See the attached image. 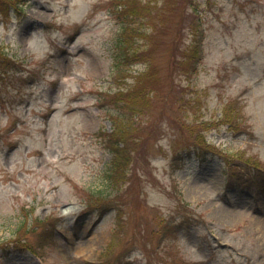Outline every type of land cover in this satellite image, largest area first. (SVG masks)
<instances>
[{
	"label": "rangeland",
	"instance_id": "rangeland-1",
	"mask_svg": "<svg viewBox=\"0 0 264 264\" xmlns=\"http://www.w3.org/2000/svg\"><path fill=\"white\" fill-rule=\"evenodd\" d=\"M137 1L150 44L121 0H0V264H264V0H199L194 75L180 6L154 35ZM121 39L149 49L121 63Z\"/></svg>",
	"mask_w": 264,
	"mask_h": 264
},
{
	"label": "trees",
	"instance_id": "trees-1",
	"mask_svg": "<svg viewBox=\"0 0 264 264\" xmlns=\"http://www.w3.org/2000/svg\"><path fill=\"white\" fill-rule=\"evenodd\" d=\"M7 4H12L14 0H5ZM175 5L180 6V11L184 14V21L187 24V31L189 35L192 36L188 47L184 49V51L180 54L181 59L176 64L180 69H182L186 74L194 75L197 72V65L202 59L203 53V40H204V31L200 27V24L197 20V12L199 9V0H155L153 2L147 3L145 6L141 7V10L147 12L152 18H149L150 21V29L153 31L154 35H159L162 25L163 19L167 13L173 10ZM121 9V35L127 36V38L132 39L135 35L136 30H139L140 39L144 40L146 44H150L152 41V36L150 32L145 30H141L140 28H135L132 26L131 21L128 20V17L124 15V13L129 12V16L137 15V11L140 6L137 0H121V3L116 6ZM196 18V19H195ZM119 31V30H118ZM127 45L129 47H127ZM149 49V47L139 48L136 45H132L129 40L121 39V54H114L116 60L120 57L121 63L127 61L133 57H144L145 51ZM5 55V54H4ZM142 74L136 78V83L131 87L132 90L121 93V99L125 101L124 107L130 111L133 115L139 112L137 109V105H141L142 108L146 107L149 104V100L146 97L145 93L147 88L149 87V83L145 80L146 74ZM153 95L155 93V89L150 90ZM120 123V121L118 122ZM114 126V124H113ZM119 138L117 139L114 138ZM108 140L105 142V145L108 147V152L110 154V160L107 164V168L105 169V185L109 186V183H114L119 175L123 174L121 169L122 160H131V152L128 149V138L124 133H121L119 129L115 126L111 133L107 135ZM201 141H198V145H201ZM121 149V159H119V151ZM199 149V148H197ZM201 149V148H200ZM175 157V156H173ZM261 177L258 178V180ZM259 185V184H258ZM89 198H93V195H90ZM184 207L187 205L185 203ZM103 214V213H102ZM101 214V215H102ZM12 242V241H10ZM30 250V249H29Z\"/></svg>",
	"mask_w": 264,
	"mask_h": 264
}]
</instances>
